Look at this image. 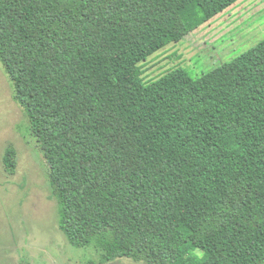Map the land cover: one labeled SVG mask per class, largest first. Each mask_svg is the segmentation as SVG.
Listing matches in <instances>:
<instances>
[{"label":"trees","instance_id":"obj_1","mask_svg":"<svg viewBox=\"0 0 264 264\" xmlns=\"http://www.w3.org/2000/svg\"><path fill=\"white\" fill-rule=\"evenodd\" d=\"M238 1L0 0V62L72 245L101 262L264 264V38L201 75L143 76Z\"/></svg>","mask_w":264,"mask_h":264},{"label":"rangeland","instance_id":"obj_2","mask_svg":"<svg viewBox=\"0 0 264 264\" xmlns=\"http://www.w3.org/2000/svg\"><path fill=\"white\" fill-rule=\"evenodd\" d=\"M263 38L264 0H240L149 57L143 76L157 79L178 66L201 75ZM29 125L0 62V264H145L126 257L101 262L97 246L81 248L69 242L59 227L48 164ZM9 147L16 153L13 174L3 161Z\"/></svg>","mask_w":264,"mask_h":264}]
</instances>
